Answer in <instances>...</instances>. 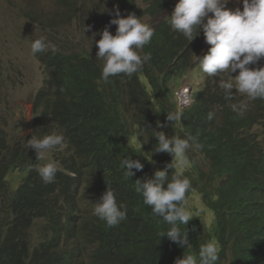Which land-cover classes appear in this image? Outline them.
Here are the masks:
<instances>
[{"label": "trees", "instance_id": "16d2710c", "mask_svg": "<svg viewBox=\"0 0 264 264\" xmlns=\"http://www.w3.org/2000/svg\"><path fill=\"white\" fill-rule=\"evenodd\" d=\"M116 1L127 13L133 11L135 0ZM25 11L50 28L57 23ZM54 45L35 55L44 78L33 99L37 116L30 135L19 138L20 132L0 126V264H174L184 252L198 258L208 240L216 242V264H264V140L258 133L264 99L237 97L233 90V98L226 100L224 90L210 82L217 76H208L203 89L182 107L181 120L172 124L166 115L177 110V103L166 82L147 70V81L135 73L104 82L103 62L96 55ZM194 46L200 56L211 47L202 32L189 42L163 24L142 51L167 69L183 62ZM261 66L264 57L249 65ZM224 77L230 79L227 73ZM210 98L220 100L222 109L211 107ZM241 104L247 105L243 115L232 107ZM209 112L215 113L212 120ZM52 131L63 133L66 146L36 160L26 140ZM157 131L198 135L202 145L186 153L183 165L168 170L169 179L179 171L191 181L185 207L187 198L198 193L213 215L208 223L203 215L192 214L186 225L191 247L186 249L160 237L169 225L135 190L137 179L143 181L171 162L177 165L172 154L154 152ZM249 150L252 157L245 161ZM126 156L144 165L141 171L133 169L132 177L120 166ZM49 160L58 172L53 183L45 184L36 169ZM16 171L21 173L17 187L8 180ZM108 185L127 208V219L114 227L93 213Z\"/></svg>", "mask_w": 264, "mask_h": 264}, {"label": "clouds", "instance_id": "9594fccd", "mask_svg": "<svg viewBox=\"0 0 264 264\" xmlns=\"http://www.w3.org/2000/svg\"><path fill=\"white\" fill-rule=\"evenodd\" d=\"M65 1L68 2L65 4L67 5L66 12L68 11V17L65 19V11L60 16L51 18L42 17V14L32 12L25 6L20 8V11L25 18L37 23L40 22L25 15V9L35 13L39 19L56 20L57 23L54 26L58 25L60 21L64 23L76 17L75 22L80 26L79 30L83 31L86 25L77 15L76 2ZM112 1L121 9L124 16L121 15L117 7L115 15L110 20V24L117 26L115 35L106 26L99 33L101 36L99 40L96 41L93 37L98 46V51L96 47H87L83 43V38L77 40L68 34L57 36L49 31H55L54 26L50 28V26L40 23L45 26L49 41L46 43V38L43 36L34 38L30 44L31 53L34 56L37 53H43L48 47L54 45V41L56 42L54 47L61 50L70 51L73 48H83L96 55V58L103 62L101 79L104 82H107L110 76L124 74L131 78L135 73H138L142 81H147L145 73L147 70L166 82L173 94V100L177 103V110L166 115V120L172 124L181 120L182 107L190 103V97L194 92L203 89L208 76H217L210 82L224 90L226 100L233 98V90H236L237 97L242 96L249 100L264 99V66L249 67L264 57V0H236L235 4L239 7L235 10L226 7L229 0H165L168 3L165 8L160 6L159 0H135L133 11L129 13L116 0ZM100 15L104 16L101 10ZM95 21L100 23L99 27H103V20L100 17H93L92 23ZM163 24H167L171 30L180 32L189 42L200 37L202 32L205 42L211 47L207 53L200 56L194 46L190 55L180 64L167 69H165L166 67L160 68L159 65L150 60V54H144L142 50L145 45L150 43L154 30H158ZM55 48L52 49L53 52ZM237 70L238 74L234 75ZM224 73H227L230 79H225ZM43 78L36 92L42 86ZM184 81L189 82L185 88L186 99L184 98L185 92L182 90L176 100V88H181ZM33 99L32 106L35 109ZM209 105L216 109H222L221 101L215 98L209 99ZM232 107L233 110L238 111L239 115H243L247 105H232ZM35 111L34 118L37 116V110L35 109ZM214 115V112H209L207 119L212 120ZM158 126L163 127L159 122ZM6 127L8 128L7 125ZM258 133L264 140V123L259 127ZM16 135L19 138L29 136L30 129L27 133ZM153 136L157 138L156 144L158 145L154 152L172 154L174 158H178L177 165L171 162L164 169L156 170L151 177L143 181L137 179L135 190L142 195L143 203L169 225L166 230L160 233V237L167 236L170 241L186 249L191 247L186 225L193 215L185 207L186 193L191 189V181L179 171H175L169 179L168 170L183 165L186 153L190 149L198 151L202 145L199 143L198 135L187 132L183 136H168L163 131H157ZM9 138L12 139V137ZM26 141L27 149L35 150L38 161L45 160L46 156L50 157L54 153L50 154V152L56 149L62 150L66 146L63 133L59 131H52L43 136L32 135ZM129 141L135 144L131 138ZM250 155L249 150L245 156V161L252 157ZM120 166L126 170L129 177L135 174L133 169L141 171L144 167L140 160L131 159L128 156L121 160ZM36 171L43 183L50 184L55 181L58 166L54 161L49 160L39 166ZM15 173L21 176L19 171ZM20 181L19 178V183L13 185L17 187ZM165 183L166 187L164 186ZM193 195H197L201 199L200 194L194 193L191 196ZM204 207L211 213L209 220L204 214L197 215H203L210 223L213 218L212 211L207 209L205 205ZM93 213L105 221L109 227L117 226L127 219V208L124 204L117 202L115 192L110 185L102 193L99 200L95 202ZM181 225L184 226L183 229ZM217 260L216 242L208 240L200 246L198 258L193 254L184 252L183 257H178L174 264H216Z\"/></svg>", "mask_w": 264, "mask_h": 264}, {"label": "rangeland", "instance_id": "374dc122", "mask_svg": "<svg viewBox=\"0 0 264 264\" xmlns=\"http://www.w3.org/2000/svg\"><path fill=\"white\" fill-rule=\"evenodd\" d=\"M71 1L76 2L77 15L86 25H82L84 30H79L75 17L64 23L60 21L54 26L55 31H49L57 36L68 34L77 40L83 38L87 47H96L98 51L96 41L101 38L99 33L106 26L115 35L117 26L110 24V20L118 6L112 0ZM235 3L236 0H229L226 7L235 10L239 7ZM23 6L42 14V17L51 18L64 13L67 5L59 0H0V125L6 124L12 130L18 126L14 132L27 133L36 114L32 99L44 76L39 61L31 53L30 44L34 38L41 36L46 38V43L49 40L45 26L23 16L20 11ZM100 10L104 16L100 15ZM119 10L123 15L120 8ZM93 17H100L103 27H99L100 23L96 21L92 23ZM188 83L184 81L181 88H176V100L182 90L186 99L185 88ZM17 174L9 176L14 185L19 183ZM186 209L191 214H204L207 220L211 217L197 195L187 199Z\"/></svg>", "mask_w": 264, "mask_h": 264}]
</instances>
